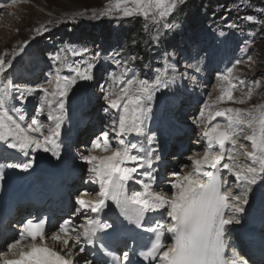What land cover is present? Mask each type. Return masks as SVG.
Returning a JSON list of instances; mask_svg holds the SVG:
<instances>
[{"label":"snow or ice","instance_id":"snow-or-ice-1","mask_svg":"<svg viewBox=\"0 0 264 264\" xmlns=\"http://www.w3.org/2000/svg\"><path fill=\"white\" fill-rule=\"evenodd\" d=\"M179 3L182 0H108L100 15L142 16L158 26L152 37L158 41L160 29L173 27L167 17L175 12ZM260 11L264 13V9ZM244 19L264 25V20H258L254 15ZM35 31L39 33L40 29ZM20 51H23L22 47ZM18 54L12 52V59L7 61L8 52L0 55V76L11 68L12 60ZM69 56H87V59L72 62ZM99 56V52L87 47L68 45L51 57L56 66L53 78L48 81L50 87L17 85L10 79L0 82V141L23 153L29 149H42L59 158L58 139L69 94L79 81L94 80L93 70ZM136 59L135 56L116 59L115 64L121 71L109 72L105 84L101 85L106 101L103 111L115 115L110 120V130L102 131L91 141L89 154L80 157L88 165L89 182L99 188L93 200L85 198L86 191L76 197L78 207L75 214H83V222L74 224L73 218L69 217L58 225L56 231L46 235L45 218L24 220L11 241L0 247V264H79L77 256L85 251V245L95 243L98 231L115 230L113 223L101 222L90 215L103 212L109 202L122 221L137 227H143L146 214L161 215L162 222L157 221L155 227L147 229L154 233V239L139 253L145 261L152 264H248V260L235 249L228 254L225 236L229 225L239 223L237 214L245 211L244 206L249 202L248 186L255 185L258 178H264V104L249 109L219 105L245 103L252 98L258 82L253 81L245 97L237 100L235 89L245 85L244 80L234 75L236 65L241 61L236 60L232 67L218 75L220 94L214 100L210 97L193 121L202 126L200 135L206 149L202 156L188 157L190 171L172 173L173 179L168 181L172 190L169 195L153 190L156 183L153 166L159 159L158 156L153 158L155 149L133 143L127 137L145 132L147 121L151 119L152 103L157 92L169 86L167 73L174 70V66L165 63L155 70L154 79L146 80L129 66ZM65 69L68 75H62ZM12 93L17 94V103H24L33 94H39L36 111L46 113L53 125L46 126L36 118L25 123L27 114L23 109L9 107ZM241 137L250 142V149L241 142ZM154 141L153 133L147 137V143L151 145ZM94 149H100L105 155L92 154ZM240 157L249 163L242 164ZM32 166L31 159L7 165L23 170ZM3 176L0 169V180ZM228 177L232 178L231 182ZM130 182L141 186V190L129 191ZM166 233L171 239L170 244L165 243ZM48 241L55 242L56 247H50ZM99 247L116 259L103 244ZM127 261L128 253L125 252L122 264ZM83 264H92V261L85 259Z\"/></svg>","mask_w":264,"mask_h":264},{"label":"rangeland","instance_id":"rangeland-1","mask_svg":"<svg viewBox=\"0 0 264 264\" xmlns=\"http://www.w3.org/2000/svg\"><path fill=\"white\" fill-rule=\"evenodd\" d=\"M199 1L201 0H182L171 17L170 24L173 27L160 29V38L155 41L152 37L156 34L158 26L142 16H133L142 18L139 21L142 26L138 27V21H129V17L100 15L107 6L108 0H0V55L8 52L9 55L5 56L7 61L12 59V52L19 53L12 60L11 68L0 76V82L10 79L17 85L50 87L48 81L53 78V68L56 66L51 57L55 52L68 45L87 47L93 52H99L100 56L93 70L94 80L79 81L74 86L66 103L65 114L69 122H78V131L93 125L94 136H99L102 131L110 130V120L115 115L103 111L106 101L101 89L109 72L121 71L115 60L137 57L129 66L140 78L146 80L154 79L155 70L168 63L174 66V70H169L167 73L169 86L157 92L156 99L152 103L150 122H153H151L152 127L151 125L148 127L151 129L150 134L154 133L155 138L160 139L159 133L163 130L165 121H177L193 127L195 133L201 137L202 126H198L193 121L204 103L209 101L210 97L214 100L220 94L218 75L228 67H232L236 60H240L241 63L236 65L234 75L244 80L245 85L235 89V98L239 100L245 97L253 81H257L258 86L252 98L245 103L225 102L219 107L249 109L253 105L264 104V25L244 19L248 15H254L258 20H264V13L260 11L264 9V0H261L262 2L225 0V6L214 0V4L209 8L208 2L201 5L197 3ZM186 10L188 14L184 13ZM192 13L199 15L191 17ZM102 20L111 22L112 35L106 37L103 34H93L91 31L71 33V26H68L69 33L64 30V25L70 23L78 22L85 25L86 22L94 23ZM134 23L137 24V29L140 28L141 33L128 44L125 29L127 26H133ZM191 23H195V26L191 27ZM36 29H40V32L37 33ZM139 39L140 49L136 43ZM167 40H170L173 46L168 52L164 49ZM21 47L23 51H20ZM141 52H146L148 58L142 56ZM81 59H87V56L84 58L69 56V61L72 62ZM213 64L216 67L212 68ZM31 69H34L33 74L29 71ZM68 74L67 69L63 70L62 75ZM176 74L183 75L182 80L179 81ZM190 85L192 86L187 91L186 87ZM185 91L195 99L188 95V97L183 96ZM177 94H180V102L176 108H172L170 102L176 100L173 97ZM16 95L12 93L9 105L23 109L27 114L25 123H30L32 118H36L46 126L53 125V122L47 119L46 113L41 114L36 111L39 94H33L24 103H17ZM73 100H77L74 111L70 107ZM147 133L150 136L148 131ZM83 137L85 139L81 140V148H88L87 146L91 145L90 140H86V134ZM109 139H112L111 132ZM240 140L250 149V142L244 141L243 137ZM201 150L202 147L199 151L202 152ZM84 151L85 149L81 155H85ZM179 163L180 166L186 164L185 171L191 164L190 161L172 162L174 164L172 168ZM167 165L169 162L164 165L165 168ZM82 168L88 169L85 161L82 162ZM172 168H167L165 171ZM175 171L177 170L173 172ZM179 171L183 172L180 169ZM166 176H168L167 172L163 178ZM88 177L89 174L85 176Z\"/></svg>","mask_w":264,"mask_h":264},{"label":"bare ground","instance_id":"bare-ground-1","mask_svg":"<svg viewBox=\"0 0 264 264\" xmlns=\"http://www.w3.org/2000/svg\"><path fill=\"white\" fill-rule=\"evenodd\" d=\"M171 17H172V15H171ZM223 60H224V58H223ZM215 63H217V61L215 60ZM219 63V62H218ZM212 66V68L213 67H216V65H211ZM221 66V65H220ZM33 70L34 69H31V70H29L30 71V73L31 74H33L34 72H33ZM177 75V79L180 81V80H182V78H183V75L182 76H180L179 74H176ZM179 75V76H178ZM186 86H188V85H186ZM186 88H189V87H186ZM189 89H187V91H188ZM76 102H77V100H73L72 102H71V105H70V107H71V110H73V108H74V106H75V104H76ZM177 104V103H176ZM184 104V103H183ZM9 107H10V105H9ZM70 109V108H69ZM184 110V109H183ZM74 111V110H73ZM73 113V112H72ZM183 113V112H182ZM181 113V114H182ZM177 114V113H176ZM70 117V116H69ZM29 118V117H28ZM218 121L219 122H222L223 123V120L221 119V118H218ZM216 121H214L213 123H215ZM78 122L77 121H74V122H69V118H64V121H63V123H62V125H61V129H60V137H59V139H58V144L60 145V155H59V158H57L56 156H54L53 155V157H54V159H58V160H60V161H64L65 162V166H69L71 169H73L74 171H76V174L78 175V177H77V179L75 180V182L73 183V185L71 186V187H73V188H77L78 186H81V180L83 179L82 177H81V171H80V166H81V168H82V162H83V160L80 158L82 155H81V152L85 149V151H84V153L83 154H85V155H88L89 154V148L90 147H88V148H85V147H83V148H81V140H83L82 138H84L83 136L86 134V136H87V138H86V140L88 141V140H90V143H91V140H93V136L95 135V134H91L92 132H93V125L92 126H87V127H85L84 129H83V132H85V133H83V132H80V131H78L77 130V127L79 126V124H77ZM93 124V123H92ZM165 125H164V127H165V129L164 130H168V132L171 130V129H173V133L174 134H177V132H180L181 134H184V135H181V141L183 142V138L186 136V134L181 130V129H179L178 127H175V128H172L173 126H169V127H167L168 126V122L167 121H165V123H164ZM162 125H163V122H162ZM175 129H177V130H175ZM82 131V130H81ZM91 131V132H90ZM172 133V134H173ZM148 133H147V129H145V132L143 133V134H140V135H136V136H138V138L140 139V140H137V141H135V139H136V137H135V134H132V135H130L129 137H127V139L128 140H130L131 142H133V143H138V144H140V145H142V146H144V141L145 140H147V137H149L148 135H147ZM90 135H91V138H90ZM95 137V136H94ZM159 138L161 139L162 138V141H164L165 142V146L164 147H162L161 149H159V150H157L155 153H154V156H153V158H155L156 156H158L159 157V161L161 160V156L163 155V154H165L168 150H172V146L171 145H169L170 144V138L169 137H165L164 135H162V133H161V131H160V133H159ZM85 139V138H84ZM85 140V141H86ZM198 140H203V139H198ZM86 141V142H87ZM193 142V141H192ZM87 144V143H86ZM194 144H195V142H194ZM0 145L1 146H6L7 145V143L6 142H4V141H0ZM83 146V145H82ZM180 146L182 147V148H184V143H181L180 144ZM202 146H205L204 147V149H203V151L202 152H200L199 151V149H197V148H195L194 150H195V152H194V150L191 152L190 151V155L188 154V155H185V154H183L182 156H176V154H173V156H171V155H167L166 156V161L167 162H169V165H174V164H170V162H179V161H183V162H188L189 161V159H188V157H190V156H193L194 154H196V155H200V153L202 154V153H204V151H205V149H206V145H205V143H203V145ZM10 148V147H9ZM12 150V153H11V157H10V159L11 160H9V162H10V164H18V163H23V162H27L29 159H31V160H33V166L32 167H34L35 165H37V164H39V162H40V160H41V157L42 156H44L46 153H50V154H52L51 152H45V151H43L42 149H40V150H38V149H29V150H27V153H23V152H20L19 150H17V149H11ZM95 150V151H94ZM94 150H92V154H94V155H97V156H102V155H105V153L103 152V151H101L100 149H94ZM7 152V150H5L4 152H1L0 153V155L1 156H3V153L5 154ZM96 152V153H95ZM7 154V153H6ZM169 157V158H168ZM6 158V157H5ZM15 159V160H12V159ZM240 159V162L242 163V164H247V163H249L247 160H246V158H244V157H240L239 158ZM158 160H156V161H158ZM18 161V162H17ZM167 164V163H166ZM0 166L1 167H6L5 166V164H3V163H1L0 164ZM182 166V165H181ZM157 167H160V168H164V172H165V166L164 165H162V166H157ZM187 167V166H186ZM31 169V168H30ZM30 169H28L27 171H29ZM73 170H71V171H73ZM191 170V164L189 165V168H188V170H184L185 172H188V171H190ZM173 171L174 170H169L167 173H168V176H166V177H164L163 178V175H165V173H162V172H160L158 175H159V179H161L162 180V184L164 183V181L166 180V179H170L171 177H172V173H173ZM72 180L74 179V178H76V176L74 175V177H70ZM230 177H228V179H229ZM80 179V180H79ZM264 179L263 178H258V180H257V183L255 184V185H251V188H250V192L252 193L251 194V201H252V199H256L259 195L258 194H261L260 192H258V191H260L259 190V186H261L263 183H264V181H263ZM29 181H30V179H29ZM29 181L27 182V184L29 183ZM145 181L147 182V179L145 178ZM230 182H231V180H229ZM157 183V182H156ZM38 184H40V181H38ZM161 184V183H160ZM160 184H158V186L160 185ZM90 186H89V190L90 191H92V192H90V191H88L87 192V195L85 196V198L86 199H89V200H93V199H95L96 198V193L99 191V188H98V185H95V184H93V183H91L90 182V184H89ZM136 184H133V186H135ZM136 186H138V187H140L141 188V186H139V185H136ZM155 187V186H154ZM83 188V187H82ZM166 187L164 188V187H162V188H160L159 190H157V189H153L154 191H158V192H165V193H168L169 195L171 194V191L170 192H167V190H169V189H166ZM258 192V194H255V193H257ZM238 194V193H237ZM77 195H79V194H77ZM254 201V200H253ZM248 203H250V202H248ZM259 204L260 205H262L261 206V208L262 209H264V195H263V197H261V200L259 201ZM75 206V205H74ZM73 206V207H74ZM247 207H250V205L249 204H247L246 205ZM21 213V212H20ZM240 214H243V213H240ZM240 214H237V219L238 220H240V217H239V215ZM155 215L156 216H158V217H161V215L159 214V213H155ZM83 219H84V217L83 218H81V220L80 221H82L83 222ZM241 222H242V220H240ZM239 227H240V225L238 224V223H234V224H232V225H229V227H228V231H229V235H230V237H231V240H237V236L235 235V233L234 232H236V230L237 229H239ZM263 230H264V226L263 227H261ZM261 228H259L260 230H261ZM166 236H168V234L166 233ZM48 244H49V246L50 247H56V245H55V242H53V241H48ZM167 244V243H166ZM235 246H236V248L240 251V247L238 248V246L240 245L239 244V241L237 240L236 241V243L234 244ZM244 249H248V247H244ZM59 250V249H58ZM77 260L79 261V264H81L82 263V256L81 255H79V256H77Z\"/></svg>","mask_w":264,"mask_h":264},{"label":"trees","instance_id":"trees-1","mask_svg":"<svg viewBox=\"0 0 264 264\" xmlns=\"http://www.w3.org/2000/svg\"><path fill=\"white\" fill-rule=\"evenodd\" d=\"M215 1H218V2H220L223 6H225V0H215ZM214 0H201V1H199V2H197L198 4H206L207 2L209 3V5H208V8L211 6V5H213L214 4V2H215ZM260 2H262L261 0H259ZM264 2V1H263ZM184 13H186V14H188V12H187V10H186V12H184ZM211 13H213V12H211ZM197 15H199V14H191V17H197ZM141 17H129V21L130 20H134V21H138V27H141L142 26V24H141V22L139 23V21H141ZM192 19V18H191ZM127 20V21H128ZM125 24V23H124ZM136 23H134V25L133 26H127L126 28L127 29H125L126 30V41H127V43L128 44H130V42H132V39L133 38H136V37H139L140 35V33H141V31H140V28L139 29H137V27H136ZM65 26V32H68L69 33V28H68V26H71V30H70V32L71 33H75V32H77V33H84V32H86V31H91L93 34L96 32V29H101L102 30V34L104 35V36H108V35H112V33H113V30H112V27H111V24L109 23V22H107L106 20H102V21H96V22H94V23H92V22H86V24L85 25H82V24H79L78 22L76 23H70L69 25H64ZM191 27H193V26H195V23H191V25H190ZM90 33V32H89ZM139 35V36H138ZM140 39L136 42L137 43V45H139L140 44ZM168 42V47L170 48V47H173L172 46V43L170 42V40H167ZM176 42H177V40H176ZM142 46V45H141ZM139 49H140V45H139ZM146 54V52H141V55L142 56H146V59L148 58V56H147V54Z\"/></svg>","mask_w":264,"mask_h":264},{"label":"water","instance_id":"water-1","mask_svg":"<svg viewBox=\"0 0 264 264\" xmlns=\"http://www.w3.org/2000/svg\"><path fill=\"white\" fill-rule=\"evenodd\" d=\"M49 163H50V159H49V157H47L45 160V166H47Z\"/></svg>","mask_w":264,"mask_h":264},{"label":"built area","instance_id":"built-area-1","mask_svg":"<svg viewBox=\"0 0 264 264\" xmlns=\"http://www.w3.org/2000/svg\"><path fill=\"white\" fill-rule=\"evenodd\" d=\"M98 35H100V34L98 33Z\"/></svg>","mask_w":264,"mask_h":264}]
</instances>
